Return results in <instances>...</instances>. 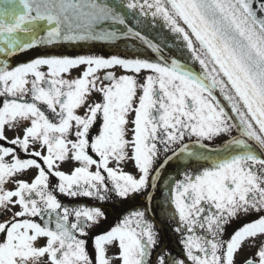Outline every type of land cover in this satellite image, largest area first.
<instances>
[{"label":"snow or ice","instance_id":"1","mask_svg":"<svg viewBox=\"0 0 264 264\" xmlns=\"http://www.w3.org/2000/svg\"><path fill=\"white\" fill-rule=\"evenodd\" d=\"M121 38L157 60L54 54ZM0 57V264H264V0H0ZM160 193L180 257L149 215Z\"/></svg>","mask_w":264,"mask_h":264},{"label":"flooded vegetation","instance_id":"2","mask_svg":"<svg viewBox=\"0 0 264 264\" xmlns=\"http://www.w3.org/2000/svg\"><path fill=\"white\" fill-rule=\"evenodd\" d=\"M114 0H107L108 3H111ZM126 15V20L128 22V26L132 27L135 31H140L143 35H145L148 39L153 40L154 43H158L161 48L164 49L165 55L172 56L173 58H183L184 60H187V57L189 55L188 50L185 48L183 42L179 39V37L170 32L166 27H161L162 21L159 22H153L151 20V17H144L139 15L135 10H129V11H123ZM104 27L111 28H119L121 31H124L125 28L122 25H114L110 26L108 24L104 25ZM80 46H84L85 50L81 53H74L73 52H63V51H71L69 46H61L57 49V53L54 54H65V55H98V56H104L108 57L110 55H119L124 58H141V59H148L149 61H156L157 60V54L154 53L151 49H148L142 41H139L134 38H121L116 40L113 43H104V42H88L86 44H82ZM85 52V53H84ZM40 54V50H30L28 53L20 54L18 57L12 58L11 63L13 65L17 63H23L27 62L30 59L36 58L37 55ZM189 63L192 64V67L199 72L200 66L198 63L189 61ZM117 75L125 74L122 69H116ZM143 75V73L141 74ZM217 95H219L217 93ZM2 99V98H0ZM223 102V101H222ZM7 135L9 139L13 138L16 133L12 131H8ZM233 135H237V133H233ZM228 137L218 138V141L214 147H221L226 142ZM23 158V157H22ZM66 170V169H64ZM126 171H132L133 167L131 164H128L126 166ZM169 175L175 176L176 173L173 171V169L169 168L168 170ZM34 175V173H32ZM30 178V177H25ZM179 178V177H177ZM55 182V181H53ZM11 187V185H9ZM160 198L155 201V204L157 207L153 209V211L149 214L150 218L153 219L154 222L157 224V228L162 230V235L167 236V240L169 243L168 251L172 253L173 256L180 257L181 256V246L177 243L178 237L175 233H173L170 229L173 227L167 220L165 216V212L159 207V204L163 201V193L159 194ZM61 202L65 206L73 207L77 205H94L98 203L103 202H97L92 200L91 198L86 197H78V198H72V197H64L59 196L58 197ZM111 203V202H109ZM151 204L152 202H148ZM143 203H140L137 205V207H142ZM108 212L110 213L107 223L104 224L103 230H107L111 226H113L116 222V211L112 209L111 207L108 208ZM256 215L253 214L252 216H249L246 219V221H251L252 219H255ZM235 224H230L226 226V235L228 233H231L233 228L235 227ZM244 258V253H241V255L237 258V264H239V261Z\"/></svg>","mask_w":264,"mask_h":264},{"label":"rangeland","instance_id":"3","mask_svg":"<svg viewBox=\"0 0 264 264\" xmlns=\"http://www.w3.org/2000/svg\"><path fill=\"white\" fill-rule=\"evenodd\" d=\"M114 1H112L111 3H113ZM119 10H121V11H129V9H126V8H121V9H119ZM71 49V51H63V52H73V51H75L74 53H81L82 51H84L85 50V47L84 46H75V47H72V46H69ZM72 49H73V51H72ZM85 51H87V50H85ZM54 53H57L55 50H54ZM85 53V52H84ZM72 75L73 76H76L77 75V73L76 72H73L72 73Z\"/></svg>","mask_w":264,"mask_h":264}]
</instances>
